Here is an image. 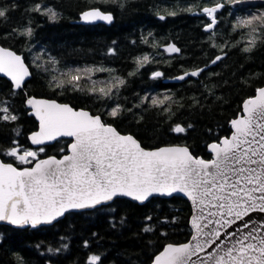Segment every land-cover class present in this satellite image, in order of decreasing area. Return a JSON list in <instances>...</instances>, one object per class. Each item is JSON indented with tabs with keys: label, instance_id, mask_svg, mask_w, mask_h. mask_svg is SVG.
Here are the masks:
<instances>
[{
	"label": "trees",
	"instance_id": "obj_1",
	"mask_svg": "<svg viewBox=\"0 0 264 264\" xmlns=\"http://www.w3.org/2000/svg\"><path fill=\"white\" fill-rule=\"evenodd\" d=\"M224 3L214 30L207 32L204 28L209 20L200 9L213 6L212 0H0V7L10 9L7 18L0 19V45L21 54L32 74L15 94L11 83L0 77V101H7L18 117L16 121H0V158L19 168L31 166L18 164L5 152L12 147L31 148L27 136L38 125L25 101L35 96L100 115L120 133L133 135L146 149L184 145L194 156L210 159L207 146L230 135L231 121L241 112L244 100L264 86L262 38L257 35L256 47L244 52L242 49L250 46L249 30H233L239 18L264 13V0ZM36 4L42 10L52 8L57 19L31 11ZM193 5L199 7L185 11ZM90 8L110 13L113 22L78 24L80 14ZM161 15L165 19L161 20ZM27 28L32 34L20 35ZM170 42L179 47L178 55L168 56L159 50L160 45ZM145 55L149 61L138 65L137 59ZM217 56L222 59L197 78L177 84L164 82L208 66ZM35 57H39L38 62L32 60ZM47 58L57 63L60 74L53 72ZM82 66L107 69L125 84L114 87L118 95L112 98H97L88 94L87 88L75 91L51 86L56 82L53 76L63 79L62 72ZM158 70L162 77L154 78ZM80 83L90 87L85 80ZM165 96L171 99L163 106L151 104V98ZM117 106L120 113L112 117L110 112ZM176 125L186 131L175 133L172 129ZM69 142L63 139L44 147L39 158L64 155ZM191 212L189 202L180 197H155L142 205L115 199L109 205L69 213L51 226L34 230L0 226V264H88L92 255L101 257L98 264H152L167 244L190 239ZM145 227L152 231L144 232Z\"/></svg>",
	"mask_w": 264,
	"mask_h": 264
},
{
	"label": "snow or ice",
	"instance_id": "obj_2",
	"mask_svg": "<svg viewBox=\"0 0 264 264\" xmlns=\"http://www.w3.org/2000/svg\"><path fill=\"white\" fill-rule=\"evenodd\" d=\"M212 5L200 9L211 21L205 26V31L214 28L218 20L216 13L225 7L224 0H212ZM192 7L198 8L199 5L188 7L185 11H192ZM9 10L8 7H0V19H6ZM30 10L48 15L51 20L57 19L58 14L52 8L42 10L40 4ZM82 18L88 22L103 20L108 23L113 19L111 14L98 9L84 12ZM159 18L163 20L165 16ZM237 29L249 30L246 35L250 37L247 42L250 46L242 50L252 51L256 47L257 35L264 43V13L239 18L233 25V30ZM31 34V28L20 32V35ZM240 42L237 41V44ZM216 46L213 44V47ZM166 51L180 50L169 45ZM220 59L222 57L217 56L212 63ZM148 61L149 57L145 55L137 59V64L143 66ZM94 71L107 69L77 68L62 72L61 76L67 78V84L65 79L57 80L53 76L52 80L56 82L51 86L59 89L71 87L75 91L87 88L88 94L97 98L118 95L113 92V87L125 84L119 76L113 77V84L100 87L98 92L95 81H92L91 87L81 85V80L92 79L87 74ZM203 71L185 72L177 79L198 76ZM0 73L12 81L13 94L25 86V79L30 76L22 57L4 47H0ZM160 76L162 73L159 71L153 73L154 78ZM169 99V96L162 99L153 97L151 104L163 106ZM25 103L33 109L32 114L40 122L39 131L30 137L32 144L44 145L58 137H71V155L61 159L49 157L38 160L35 151L25 149L19 153L17 147L7 150L5 155L14 157L18 164L36 163L32 167L19 168L12 163L0 162V221L18 226L30 224L34 228L41 223H51L69 209L95 207L117 196H128L143 202L155 193H183L194 205H200V214L191 221L194 234L187 243L167 244L154 257L153 264H196L193 256L213 245H217L218 250L210 252L201 264H206V261L210 264H264V222L257 225L245 220L251 213H264V87L257 88L256 94L243 102V115L231 121V136L208 145L213 153L212 159L194 157L187 146L146 150L132 135L121 134L105 123L100 115L76 110L55 100L29 97ZM119 113L120 107L117 106L112 108L110 115L116 117ZM17 119L8 102L0 101V121ZM172 131L183 133L186 129L176 125ZM44 150L39 148V152ZM147 219L151 220V217ZM237 222H243V226L229 232L228 229ZM143 231L147 233L152 229L145 227ZM222 237L227 243L217 244ZM100 261L99 255H92L88 264Z\"/></svg>",
	"mask_w": 264,
	"mask_h": 264
},
{
	"label": "water",
	"instance_id": "obj_3",
	"mask_svg": "<svg viewBox=\"0 0 264 264\" xmlns=\"http://www.w3.org/2000/svg\"><path fill=\"white\" fill-rule=\"evenodd\" d=\"M94 9H98V10H100L101 12H103L101 9H99V8H90V9H88V10H86V11H90V10H94ZM223 9V8H222ZM221 9V10H222ZM220 10V11H221ZM86 11H84V12H86ZM83 12V13H84ZM83 13H81L80 14V16H79V19L77 20V23L78 24H81V25H97V24H105V25H109V24H111L112 22H113V19H112V22L111 23H108V22H106V21H103V20H95V21H92V22H88V21H85L83 18H82V14ZM103 13H105V14H110V13H107V12H103ZM113 17V16H112ZM160 17V16H159ZM215 27V26H214ZM205 29V28H204ZM214 29V28H213ZM212 29V30H213ZM212 30H210V31H212ZM210 31H207V32H210ZM169 45H174L176 48H178L179 49V47L176 45V44H174V43H172V42H170V43H167V44H163V45H160L159 46V50H162V51H164L167 55H170V56H175V55H177V54H179L180 53V51L179 52H168V51H166V48L169 46ZM0 47H3L2 45H0ZM4 48H6V47H4ZM6 49H8V50H10V51H13L12 49H9V48H6ZM180 50V49H179ZM13 52H15V51H13ZM16 53V52H15ZM17 55H20L21 57H22V59L24 60V62H25V65L28 67V69H29V72H30V76H28L26 79H25V83H26V81L31 77V70H30V68H29V66H28V64L26 63V61H25V59L23 58V56L21 55V54H18V53H16ZM219 61V60H218ZM215 64V63H214ZM212 62L208 65V66H205V67H202V68H199V69H204V70H206L209 66H212V65H214ZM195 70H197V69H195ZM192 70H190V71H186V72H191ZM159 72H161L160 70H159ZM162 73V72H161ZM184 73L185 72H183V73H181V74H179V75H177V76H175V77H173V78H166V79H164V82L165 83H173V84H177V83H182V82H184L185 80H187L189 77H192V78H197L198 76H190V75H188V76H185V78L183 79V80H179V79H177V77H179V76H181V75H184ZM0 77L1 78H4V79H6L7 81H9L10 83H11V85H12V89H13V84H12V81L10 80V78L9 77H7V76H5L4 74H2V73H0ZM161 77V76H160ZM264 87V86H263ZM23 89V88H22ZM19 90H21V89H17V90H15V91H19ZM256 94V93H255ZM30 97H34V98H36V99H44V100H54V99H48V98H44V97H35V96H30ZM253 97V96H252ZM29 98V97H28ZM248 99V98H247ZM246 99V100H247ZM56 101V100H55ZM245 101V100H244ZM57 103H60V102H58V101H56ZM61 104H65V103H61ZM243 104V103H242ZM25 105H26V103H25ZM69 105V104H68ZM27 107V109H29V115L30 116H33L34 117V119L36 120V122H37V125H38V127H37V130H35L34 132H37V131H39V126H40V122H39V120L37 119V117L34 115V114H32L33 113V109H31L30 107H28V106H26ZM76 110H85V109H76ZM85 111H88V110H85ZM88 112H90V111H88ZM91 114V113H90ZM241 115H243V113H242V107H241V112L238 114V116H241ZM237 116V117H238ZM236 117V118H237ZM235 118V119H236ZM181 126V125H180ZM114 127V126H113ZM182 127V126H181ZM34 132H32V133H30L28 136H27V138H28V142H29V145L31 146V147H33V148H39V147H45V146H51V145H53L57 140H60V139H67V140H70V143L68 144V147H67V152L64 154V155H62V156H60V157H57V156H47V157H43V158H39L38 160H40V159H47V158H49V157H55L56 159H61V158H63V156H65V155H71V152H70V144L73 142V138H71V137H58L56 140H54V141H48V142H46L44 145H34V144H32V142H31V139H30V137H31V135L34 133ZM232 132H233V129H232V131H231V133H230V135L229 136H227V137H230L231 136V134H232ZM175 133H177V132H175ZM122 134V133H121ZM124 135H130V134H124ZM133 136V135H132ZM134 137V136H133ZM135 138V137H134ZM224 138V137H223ZM223 138H221V139H223ZM136 139V138H135ZM220 139V140H221ZM137 140V139H136ZM219 140V141H220ZM138 141V140H137ZM219 141H213V142H211L210 144H212V143H218ZM139 142V141H138ZM209 144V145H210ZM171 146H184V145H166V146H161V147H171ZM161 147H159V148H161ZM144 148V147H143ZM146 149V148H145ZM155 149H157V148H154V149H146V150H155ZM189 151H190V149H189ZM207 151H208V153L211 155V157H210V159H212L213 158V153L209 150V148H208V146H207ZM190 153H191V151H190ZM192 154V153H191ZM193 155V154H192ZM194 156V155H193ZM194 157H196V156H194ZM199 158H202V157H200L199 156ZM0 162H3L2 161V159L0 158ZM5 163V162H4ZM36 163V161L31 165V166H29V167H32L34 164ZM155 197H159V198H163V199H168V198H171V197H180V198H183V199H185V200H187L188 202H189V204H190V206H191V216H190V220H189V226H190V228H191V230H192V234H191V236L194 234V229L192 228V226H191V221H192V219H193V217L194 216H198L199 214H200V205H194L193 203H192V201L187 197V196H185L183 193H173L172 195H161V194H158V193H155V194H153L152 196H150L147 200H145V201H143V202H140V201H137V200H134L133 198H131V197H128V196H117V197H115V198H113V200H111V201H108V202H103V203H101V204H99V205H96L95 207H91V208H83V209H69L68 211H66L65 213H64V215H62V216H59V217H57V219H55V220H53L51 223H41V224H38L36 227H31V225L29 224V225H25V226H18V225H12V224H10V223H8L7 221H0V226H9V227H12V228H16V229H26V228H30V229H32V230H34V229H38V228H40V227H44V226H51V225H53V224H55L56 222H58L59 220H61V219H63L67 214H69V213H74V212H84V211H92V210H94V209H96V208H99V207H102V206H106V205H109L110 203H112L115 199H127V200H129V201H132V202H136V203H138V204H140V205H142V204H145L146 202H148L150 199H152V198H155ZM212 211H216V209H211ZM205 211H207V209L205 210ZM245 220L249 223V224H252L253 222H255L257 225H259L261 222H264V213H259V212H256V213H251L250 215H249V217H245ZM243 226V222H237V224L236 225H234L232 228H230V229H228V231L229 232H231V231H235L236 230V227H242ZM221 231H223V229H221ZM262 231H264V229H262ZM245 232H247V230H245ZM191 240V237H190V239L187 241V242H189ZM187 242H185V243H187ZM227 243V241L222 237V239H221V241H217V244H221V243ZM193 243H195V242H193ZM178 245V244H177ZM165 247V246H164ZM163 250V249H162ZM161 250V251H162ZM218 249H217V245H213L211 248H206L204 251H202V252H200L199 253V255L198 256H193V258H192V260L193 261H195L196 262V264H201V260L203 259V258H206L207 256H208V254L210 253V252H215V251H217ZM159 254V253H158ZM157 255V254H156ZM155 255V256H156ZM153 261H154V258H153ZM153 261H152V264H153ZM206 264H210V261H206Z\"/></svg>",
	"mask_w": 264,
	"mask_h": 264
},
{
	"label": "rangeland",
	"instance_id": "obj_4",
	"mask_svg": "<svg viewBox=\"0 0 264 264\" xmlns=\"http://www.w3.org/2000/svg\"><path fill=\"white\" fill-rule=\"evenodd\" d=\"M249 39H250V37L248 36V40ZM32 60L34 62H38V59L32 58ZM47 60H48L49 64L51 65V68L54 69L53 72H57L58 74H60L59 71H62V70L59 69L57 63L52 58H47ZM40 64H42L44 67L46 66V63L44 62V60L40 61ZM84 68L98 69V68H101V67H87V66L85 67V66H82L79 69H84ZM75 69H77V68H75ZM75 69H73V70H75ZM82 75H84V74L82 73ZM87 75H90L92 79L90 81H88V80H85V81H87V83H89L90 87L92 86V81H95L96 82L95 87L97 89V92L99 91L100 87H102V86H104L106 84H113V80H112L113 77L110 75L108 70L107 71H94L92 73H88ZM60 79H62V78H60ZM63 79H65V77ZM107 90L108 89L106 88V91ZM112 90H114V87H113ZM17 148L19 149V153H22L23 150H25L23 148H19V147H17ZM27 150H31V151L37 152V158L39 157V154L42 153V152H39V148H27ZM12 158L16 161V159L14 157H12ZM29 160H31V157H29ZM33 162L34 161H32V163Z\"/></svg>",
	"mask_w": 264,
	"mask_h": 264
},
{
	"label": "flooded vegetation",
	"instance_id": "obj_5",
	"mask_svg": "<svg viewBox=\"0 0 264 264\" xmlns=\"http://www.w3.org/2000/svg\"><path fill=\"white\" fill-rule=\"evenodd\" d=\"M216 15H217V14H216ZM207 19H208V18H207ZM208 20H209V23H210V22H211L210 19H208ZM177 55H178V54H177ZM69 141H70V140H69Z\"/></svg>",
	"mask_w": 264,
	"mask_h": 264
}]
</instances>
